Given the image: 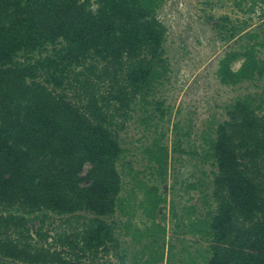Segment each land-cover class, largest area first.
Listing matches in <instances>:
<instances>
[{
    "label": "trees",
    "instance_id": "1",
    "mask_svg": "<svg viewBox=\"0 0 264 264\" xmlns=\"http://www.w3.org/2000/svg\"><path fill=\"white\" fill-rule=\"evenodd\" d=\"M249 1L250 11L264 8V0ZM163 2L0 0V264H99L110 252L126 264L122 230L148 255L142 264H172L177 231L203 243V255L195 250L202 264H264V58L257 51L264 31L245 33L246 42L218 63L223 86L263 84L229 105L227 119L203 137L200 159L213 169L204 217L195 207L183 216L170 207L176 230L166 243L156 222L167 203L158 187L169 166L163 135L142 151L158 184L139 179L126 160L119 133L137 110L163 117L151 99L170 72L156 15ZM152 113L139 117L145 128ZM138 210L150 223L144 230L132 227ZM116 212L124 223L111 220ZM49 215L64 219L62 232L44 229Z\"/></svg>",
    "mask_w": 264,
    "mask_h": 264
},
{
    "label": "rangeland",
    "instance_id": "2",
    "mask_svg": "<svg viewBox=\"0 0 264 264\" xmlns=\"http://www.w3.org/2000/svg\"><path fill=\"white\" fill-rule=\"evenodd\" d=\"M249 8V0L241 6L224 0H164L156 13L157 19L166 28L164 48L170 72L151 99L154 104L161 105L163 117L160 119V113H152L149 107V113L154 116L150 121V128H145L139 117L143 118L149 113L137 110L135 117L127 122L119 135L123 148L128 150L126 160L133 159V170L138 172L139 179L149 185L158 183L150 176L142 151L160 134L163 135L161 143L167 146L169 166L164 185L159 184L158 187L160 193L166 196L167 203L158 213L156 222L166 229V243L171 232L176 230L175 219L168 213L170 207H173L174 213L179 216H183L188 207L196 208L195 216L204 217L206 214L207 207L204 202L208 200L206 197L210 192L213 169L208 164H202L200 159L203 137L212 136L217 125L227 119L229 105L249 93L261 92L262 82L255 84L259 87L248 82L235 87L223 86L216 74L218 63L224 54L232 50L237 51L246 42L245 33L255 32L263 36L264 8L261 5L255 6L251 11ZM232 29L236 31L229 38ZM255 42L256 40L251 41ZM257 51L258 55L264 58V50ZM240 65L241 60H238L231 67L236 70ZM64 93L72 98L74 90L67 89ZM86 169L87 166L84 172ZM190 183H198L197 188L187 190ZM127 185L125 188L129 189L130 186ZM126 195L127 190L121 193V196ZM137 199H141L140 193L137 194ZM162 213H165L164 221L161 218ZM63 220L49 215L45 219L44 229H49L50 235H53L55 229L62 232L65 228ZM111 220L124 223L126 218L116 212ZM131 223L132 227L139 230L150 227L149 221L139 210L132 217ZM33 225L36 228L39 223ZM35 228L31 227L32 231ZM177 232L179 235L170 241L175 253L172 264H190L188 253L196 258V264H202L203 257L201 258L195 250L203 255V243L192 245L193 237ZM121 233L123 234V230ZM122 234L119 241L121 249L126 250V264H142L148 259V255L142 254V245L132 244L131 238ZM149 242L150 239H147L143 243ZM184 248L186 252L182 250ZM163 251L166 258L167 245ZM114 255L113 252L108 256L100 254L99 264H119Z\"/></svg>",
    "mask_w": 264,
    "mask_h": 264
}]
</instances>
